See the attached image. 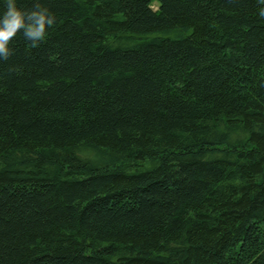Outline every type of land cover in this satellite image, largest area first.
<instances>
[{"label": "trees", "instance_id": "16d2710c", "mask_svg": "<svg viewBox=\"0 0 264 264\" xmlns=\"http://www.w3.org/2000/svg\"><path fill=\"white\" fill-rule=\"evenodd\" d=\"M44 2L0 59V264H264V3Z\"/></svg>", "mask_w": 264, "mask_h": 264}, {"label": "clouds", "instance_id": "9594fccd", "mask_svg": "<svg viewBox=\"0 0 264 264\" xmlns=\"http://www.w3.org/2000/svg\"><path fill=\"white\" fill-rule=\"evenodd\" d=\"M0 59H7L13 53L11 42L22 34L33 47L46 38L48 30L56 23L57 17L46 6L44 0H33L30 8L20 5V0H0ZM264 3V0H261ZM264 16V7L259 11Z\"/></svg>", "mask_w": 264, "mask_h": 264}, {"label": "rangeland", "instance_id": "374dc122", "mask_svg": "<svg viewBox=\"0 0 264 264\" xmlns=\"http://www.w3.org/2000/svg\"><path fill=\"white\" fill-rule=\"evenodd\" d=\"M157 6H158V2L155 1V2L153 3V7H154V8H157Z\"/></svg>", "mask_w": 264, "mask_h": 264}]
</instances>
